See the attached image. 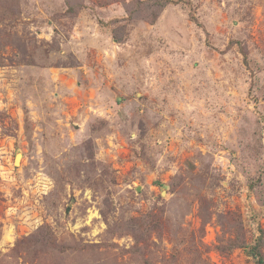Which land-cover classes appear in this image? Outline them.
I'll use <instances>...</instances> for the list:
<instances>
[{
    "label": "rangeland",
    "instance_id": "obj_1",
    "mask_svg": "<svg viewBox=\"0 0 264 264\" xmlns=\"http://www.w3.org/2000/svg\"><path fill=\"white\" fill-rule=\"evenodd\" d=\"M164 1L0 0V264L264 258V0Z\"/></svg>",
    "mask_w": 264,
    "mask_h": 264
},
{
    "label": "trees",
    "instance_id": "obj_2",
    "mask_svg": "<svg viewBox=\"0 0 264 264\" xmlns=\"http://www.w3.org/2000/svg\"><path fill=\"white\" fill-rule=\"evenodd\" d=\"M172 2L171 0H165L163 2V5L165 6L167 3ZM253 255L257 258V262L258 264H264V258L262 256V254L260 253V251H258L257 249L254 248Z\"/></svg>",
    "mask_w": 264,
    "mask_h": 264
},
{
    "label": "bare ground",
    "instance_id": "obj_3",
    "mask_svg": "<svg viewBox=\"0 0 264 264\" xmlns=\"http://www.w3.org/2000/svg\"><path fill=\"white\" fill-rule=\"evenodd\" d=\"M20 156H21V154H17V157H16V163H18L19 162V160H20Z\"/></svg>",
    "mask_w": 264,
    "mask_h": 264
}]
</instances>
